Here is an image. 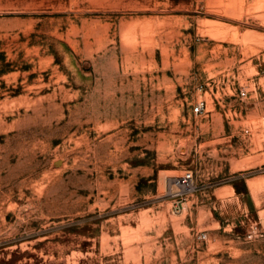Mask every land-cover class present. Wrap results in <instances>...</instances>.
I'll use <instances>...</instances> for the list:
<instances>
[{
  "label": "rangeland",
  "instance_id": "rangeland-1",
  "mask_svg": "<svg viewBox=\"0 0 264 264\" xmlns=\"http://www.w3.org/2000/svg\"><path fill=\"white\" fill-rule=\"evenodd\" d=\"M262 82L264 0H0V264H264Z\"/></svg>",
  "mask_w": 264,
  "mask_h": 264
},
{
  "label": "built area",
  "instance_id": "built-area-1",
  "mask_svg": "<svg viewBox=\"0 0 264 264\" xmlns=\"http://www.w3.org/2000/svg\"><path fill=\"white\" fill-rule=\"evenodd\" d=\"M260 92L264 100V82L259 85ZM249 90L241 89L240 96L244 99L248 97ZM207 102L205 100L200 101L194 108V112L197 115H202L207 110ZM262 124L264 128V116L262 117ZM196 187V174L193 170H186L183 174L171 177L167 185V195L176 203L177 206L183 207L187 201L188 196L194 192ZM263 235L258 228L253 229L248 234V238L253 240L255 236ZM201 239H206L207 234H202Z\"/></svg>",
  "mask_w": 264,
  "mask_h": 264
}]
</instances>
